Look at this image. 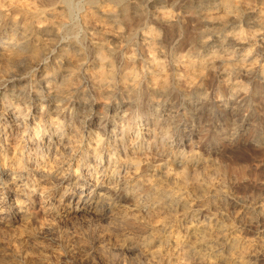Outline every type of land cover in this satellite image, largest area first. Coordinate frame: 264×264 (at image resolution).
I'll return each mask as SVG.
<instances>
[{
    "label": "bare ground",
    "instance_id": "obj_1",
    "mask_svg": "<svg viewBox=\"0 0 264 264\" xmlns=\"http://www.w3.org/2000/svg\"><path fill=\"white\" fill-rule=\"evenodd\" d=\"M246 105L264 106V0H0V228L35 205L41 228L107 225L96 253L251 264L264 242L227 224L183 137Z\"/></svg>",
    "mask_w": 264,
    "mask_h": 264
},
{
    "label": "rangeland",
    "instance_id": "obj_2",
    "mask_svg": "<svg viewBox=\"0 0 264 264\" xmlns=\"http://www.w3.org/2000/svg\"><path fill=\"white\" fill-rule=\"evenodd\" d=\"M209 84L216 85V83ZM216 95H210V99L214 100ZM230 105L232 107V103ZM252 110L251 105H246L234 119L226 117L224 110L215 111L214 114L205 112L200 120L194 121L193 127L190 128L192 133H186L183 137L189 143L191 142V146L187 148L188 151H195V154L209 162L206 167V180L209 179V184L221 194H217L215 203L218 206L221 201L219 206L224 211L222 213H225L227 224L233 228L235 234L238 232L236 235L243 242L254 245L257 241L261 244L264 242L263 216H257L252 212L257 205L264 208V106H259L256 115H251ZM239 119L244 121L240 125L237 123ZM232 138L233 144L229 145L227 141ZM212 201L214 202V199ZM221 204H223L222 208ZM38 209V206L33 205L31 211L34 216L31 215L25 225L0 228V264H140L142 261L145 262L142 256H130L120 251L114 254L107 251L105 254L106 252L101 250L96 253L93 245L96 246L99 243L97 246L99 248L103 244L114 243V236L106 231L107 225L104 226L98 222L84 225L79 220L57 219L53 221V225L51 222V226L45 224L46 226L41 228V211ZM246 216L251 217L247 219ZM259 242L256 244H260ZM250 262L264 264V257L250 260Z\"/></svg>",
    "mask_w": 264,
    "mask_h": 264
}]
</instances>
